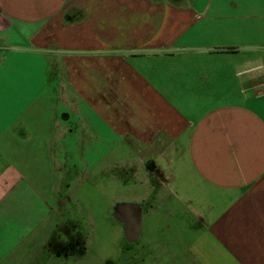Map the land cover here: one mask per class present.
<instances>
[{
  "label": "crops",
  "instance_id": "crops-1",
  "mask_svg": "<svg viewBox=\"0 0 264 264\" xmlns=\"http://www.w3.org/2000/svg\"><path fill=\"white\" fill-rule=\"evenodd\" d=\"M73 170L167 264H264V0H0V264L49 253Z\"/></svg>",
  "mask_w": 264,
  "mask_h": 264
},
{
  "label": "rangeland",
  "instance_id": "rangeland-1",
  "mask_svg": "<svg viewBox=\"0 0 264 264\" xmlns=\"http://www.w3.org/2000/svg\"><path fill=\"white\" fill-rule=\"evenodd\" d=\"M116 173L97 172L99 183L94 185L78 171H71L64 206L67 213L62 218L55 215L52 224L49 220V253L22 251L21 264H35L41 253L38 264H167L170 256L156 249L158 239L169 238V233L162 231L165 225L158 226L157 219L151 220L149 229L131 242L124 224L115 218L113 207L130 189L125 182L112 178ZM176 242L177 249V238Z\"/></svg>",
  "mask_w": 264,
  "mask_h": 264
},
{
  "label": "flooded vegetation",
  "instance_id": "flooded-vegetation-1",
  "mask_svg": "<svg viewBox=\"0 0 264 264\" xmlns=\"http://www.w3.org/2000/svg\"><path fill=\"white\" fill-rule=\"evenodd\" d=\"M133 217H129V218H127L128 220V222L131 224L132 222H131V219H132ZM76 245V244H75Z\"/></svg>",
  "mask_w": 264,
  "mask_h": 264
}]
</instances>
